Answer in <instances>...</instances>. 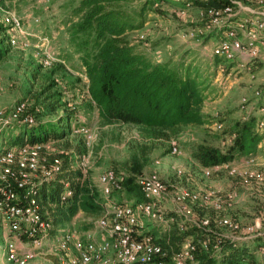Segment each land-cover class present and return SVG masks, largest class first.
Returning <instances> with one entry per match:
<instances>
[{
  "label": "rangeland",
  "instance_id": "1",
  "mask_svg": "<svg viewBox=\"0 0 264 264\" xmlns=\"http://www.w3.org/2000/svg\"><path fill=\"white\" fill-rule=\"evenodd\" d=\"M66 1L4 0L0 2V24L7 26L5 17L9 12H16L21 17L23 26L33 31V34L27 38L26 44L19 40L16 46L11 43L7 45L5 55L0 60V149H2L1 135L5 130L10 129L9 125L14 120H9V116L19 101H25L27 105L22 116H32L34 120L55 119L64 112L73 111L92 136L90 145L86 144L84 154L81 155L79 167L83 171L82 180L90 185L93 193L98 194L97 201L102 207V214L106 206L105 199L97 186L99 175L106 169L114 168L121 175H125L126 182L128 177L135 175L129 172V168L135 171L133 165L136 162L144 163L146 159L140 151V145L146 143L150 145V142L135 125L124 122L103 123L99 109L91 99L89 79L80 61L77 60V55L65 50L67 33L64 30L63 19L69 12V8L63 6ZM199 10L198 3L191 9L185 10L170 0L158 6H150L143 26L129 32L127 37L133 45L143 49L157 61L178 60L184 55L189 58L195 56L202 65L209 66L212 72L213 62L217 58H212L211 50L217 36H204L199 21ZM37 17L39 22L34 20ZM8 28L9 25L7 31ZM182 29H186L189 34L192 33V36L182 37L180 34ZM10 32L18 34L17 30ZM39 34L49 38L48 43L43 47L51 50L57 57V60L51 64H46L44 57L37 53V51L43 53L41 48H37L40 42ZM218 67L224 70L218 69L211 80L204 107L206 122L184 128L171 141H154L153 148L147 155V163L140 173H149L156 169L170 185L171 196L174 191L171 185L173 183L190 189L216 187L221 190H234L237 195L226 213L243 219L245 223L255 222L254 218L264 211V185L241 184L238 179L225 171L214 173L209 177L203 176V166L196 159L195 154L204 147L221 153L234 151L238 136L237 129L264 108V71L260 73L256 69L240 70L233 63L222 58H219ZM48 104L53 105L55 110L46 114L51 107ZM216 121L223 123L222 129L215 128ZM71 126L73 128V125ZM262 128L258 126V129ZM79 139L86 143L82 130H76L66 140L76 142ZM64 141L55 142V152L63 150ZM173 142L181 146L180 153L171 152ZM259 143L256 153L249 156H236L233 153L232 161L242 163V160L246 161L254 157L258 166L264 167V164L263 166L260 164V162L264 163V158L262 159L264 155L258 154L262 152V145L260 146ZM77 151L72 153L76 154ZM241 156L245 158L240 160ZM49 157L47 160L50 161ZM157 159H160V163H155ZM180 166L185 167L187 172L181 177L176 172ZM42 177L41 167L35 171L29 170L31 181H38ZM4 181L0 168V187ZM113 198L115 201L136 200L138 195H129L126 190H122L114 192ZM166 205L169 207L167 209L169 215L176 213L175 203L171 199ZM207 210L209 211L208 208L199 206L196 213L204 214ZM101 214L79 211L69 230L75 231L76 236L86 231H94L99 235L100 232L95 225ZM178 220L180 221L181 218ZM144 229L160 238L166 235L165 231L155 226L149 218L145 219ZM218 230L225 235L235 234L233 232L231 234L224 227ZM43 234L46 235L47 231L43 230L41 235ZM10 239L12 237L7 230H2L0 225V264H8L5 256L6 241ZM258 241L261 242L262 239L259 238ZM238 242L240 243L241 240ZM68 243L67 251L58 244L56 236L45 247L35 245L34 257L27 264H66L69 257L75 253L74 241ZM215 262L216 260L209 261L207 264H216ZM256 264H264V260L256 261Z\"/></svg>",
  "mask_w": 264,
  "mask_h": 264
},
{
  "label": "built area",
  "instance_id": "2",
  "mask_svg": "<svg viewBox=\"0 0 264 264\" xmlns=\"http://www.w3.org/2000/svg\"><path fill=\"white\" fill-rule=\"evenodd\" d=\"M152 1L153 5L158 6L169 0ZM170 1L185 10L199 4V21L204 36H217L211 50L212 58L225 59L238 69L247 71L255 69V61H264V0ZM5 19V24L9 25L10 43L16 46L20 40L26 44L33 31L23 26L21 17L16 12H9ZM34 20L39 22L38 17ZM9 30H17L18 34H11ZM180 34L182 37L192 36L186 29H182ZM38 38L40 42L37 48L43 51H37L38 55L44 57L46 64L56 61L54 53L43 47L49 38L42 34ZM26 109V102L19 101L9 120L33 122L32 116H22ZM261 112H264V108ZM259 126H264V120ZM215 128L222 129L223 123L216 121ZM79 130H82L86 144L90 145L92 136L89 129L82 126ZM55 149V142L51 140L15 147L0 155L3 179L8 181L10 175L16 181L15 187L10 184L0 187V225L12 237L6 241L5 256L8 264H27L34 257L35 245L45 247L50 243L41 232H48L52 224L40 212L38 201L34 197L21 201L19 194L35 186V181L29 179V170L35 171L41 167L44 180L54 178L61 171L62 159ZM171 152L180 153L181 146L173 142ZM48 157L50 161L47 160ZM155 163H160V159ZM202 171L206 177L225 171L241 184L264 185V167L258 166L254 157L243 163L231 160L203 166ZM176 172L180 177L187 173L183 166L178 167ZM134 182L140 189L142 199L115 201L114 192L124 190L125 175L114 168L106 169L99 175L97 186L105 199L106 209L97 219L95 227L102 238H96L94 231L76 236V232L70 230L58 237V244L66 251L69 249L68 241H74L75 253L66 264H199L201 260L197 255L201 251L208 253L209 257L218 258L226 253L224 245L228 240L233 242L264 237V211L254 218L255 222L246 223L243 219L226 213L237 195L234 190L216 187L190 189L173 183L171 185L174 191L171 196L170 185L156 169L149 173L135 174ZM169 199L176 207V213L170 215L166 205ZM199 206L208 208L209 211L204 214L196 213ZM146 218L152 220L155 226L161 227L166 235L160 238L145 230ZM189 226L198 227L201 234L184 240L178 247L169 244L168 236L173 228L184 230ZM220 227L235 234L225 235L219 232ZM165 242L169 245L164 244ZM258 256L264 260V244L259 245ZM233 264L253 262L249 257L243 256Z\"/></svg>",
  "mask_w": 264,
  "mask_h": 264
},
{
  "label": "trees",
  "instance_id": "3",
  "mask_svg": "<svg viewBox=\"0 0 264 264\" xmlns=\"http://www.w3.org/2000/svg\"><path fill=\"white\" fill-rule=\"evenodd\" d=\"M63 6L69 8L63 19L67 33L65 50L77 55L89 79V93L103 123L135 125L150 142V145L146 143L139 147L146 157L144 163L136 162L133 165L135 171L129 168V172L137 174L142 171L154 141H171L184 128L206 122L205 100L211 80L218 72L219 58L214 60L212 72L195 56L157 61L127 37L129 32L143 26L146 12L153 6L152 0H67ZM9 37L7 26L0 24V60L5 55L6 46L10 45ZM48 106L51 107L46 114L55 110L53 105ZM263 120L264 112H260L243 122L237 129L233 152L221 153L204 147L196 152V159L202 166H211L233 160L234 154L249 156L256 153L258 143L264 137V126L258 129ZM82 125L73 111H67L55 119L14 120L10 129L1 135L0 155L22 145L65 140L63 150L57 152L62 159L61 171L50 180L35 181L34 188L19 194L21 201L32 197L38 201L40 212L52 224L46 234L49 242L69 231L79 211L96 215L102 212L98 194L82 180L83 171L79 164L86 143L81 139L76 142L66 140ZM75 150L78 151L73 154ZM133 176L126 179L124 190L129 195H138L140 200L142 194ZM8 184L16 186L10 175L3 185ZM194 234L199 236L201 230L195 226L184 230L175 227L168 236L169 244L178 247ZM224 250L226 253L219 259L209 257L205 251L197 256L205 264L214 260L216 264H233L243 256L249 257L253 264L260 261L251 247L241 246L238 241H226Z\"/></svg>",
  "mask_w": 264,
  "mask_h": 264
},
{
  "label": "crops",
  "instance_id": "4",
  "mask_svg": "<svg viewBox=\"0 0 264 264\" xmlns=\"http://www.w3.org/2000/svg\"><path fill=\"white\" fill-rule=\"evenodd\" d=\"M254 68L258 71H260V73L262 71H264V61L262 60H257L255 61V66ZM205 107V105H204ZM261 143V144H260ZM259 145L261 146L262 145V152L258 153L259 155H264V137L262 138V140L260 141ZM245 157L241 156L240 157V160L244 159ZM264 158V156H262V159ZM244 161L242 160V163ZM260 164H264L263 162H260ZM263 166V165H262ZM96 238L100 239L102 238V234H99V235H96ZM262 239L261 242L258 241V239ZM261 244H264V237H258V238H246V239H243L241 240L240 242V245L241 246H249L251 247L254 251H255V254H256V257L262 261V259H260V257L258 256V248H259V245Z\"/></svg>",
  "mask_w": 264,
  "mask_h": 264
}]
</instances>
